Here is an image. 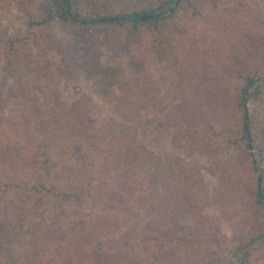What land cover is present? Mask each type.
Listing matches in <instances>:
<instances>
[{"label": "trees", "instance_id": "1", "mask_svg": "<svg viewBox=\"0 0 264 264\" xmlns=\"http://www.w3.org/2000/svg\"><path fill=\"white\" fill-rule=\"evenodd\" d=\"M20 5L24 31L0 35V79L16 82L11 111L0 110V264H206L222 221L239 263L264 264V0ZM55 48L116 101L123 122L99 124L86 95L62 101L47 57ZM164 62L170 74L158 78ZM148 126L206 155L219 189L198 162L153 155L140 142Z\"/></svg>", "mask_w": 264, "mask_h": 264}, {"label": "rangeland", "instance_id": "2", "mask_svg": "<svg viewBox=\"0 0 264 264\" xmlns=\"http://www.w3.org/2000/svg\"><path fill=\"white\" fill-rule=\"evenodd\" d=\"M20 1L22 0H16L13 5L7 7L5 1L0 0V35L3 37L19 35L25 29L24 13ZM52 32H55L61 38H67L65 28L61 26H55ZM62 50L64 52V49ZM32 51V59L41 61L38 50L33 49ZM47 57L52 62L55 73L61 79L60 95L62 101L68 107H71L76 101L81 99L83 95H86L92 101L94 114L99 124L109 120H116L118 122L124 121L123 113L119 105L116 101H111L107 98L106 92L99 84L89 77V74L79 69H67L69 64L67 54H59L55 48L48 51ZM102 61L104 66L114 65L108 58H104ZM170 71V66L164 62L153 69V74L158 78H164L170 74ZM15 89V80L8 78L0 79V90L2 93L0 102L1 112L8 114V112L11 111L10 108L13 102V93ZM115 92L118 96L120 95L117 88ZM147 128V130L144 129V131H140V142L153 153V155L165 158L166 155L172 154L187 162H198L210 190L215 192L219 189L221 186L219 178L209 171L208 168L210 164L206 155L200 152H185L181 149H177L173 146V135L171 132L165 133L159 128L154 129L153 126H148ZM243 149L244 147L242 146H236L229 149L226 154L234 155ZM220 226V231L212 233L214 239L220 243L218 256L214 255L211 250L206 249V251L201 253L202 259L206 264H240V255H234L238 244L234 240L236 235L233 227H231L227 221L220 222Z\"/></svg>", "mask_w": 264, "mask_h": 264}, {"label": "water", "instance_id": "3", "mask_svg": "<svg viewBox=\"0 0 264 264\" xmlns=\"http://www.w3.org/2000/svg\"><path fill=\"white\" fill-rule=\"evenodd\" d=\"M172 13H173V9H171L170 11L165 12V13L157 14L155 16H142L139 20L140 21L158 20V19L170 16ZM121 21H124V19H119V20L113 19V20H111V22H121ZM246 129H247V141H248L249 149H250L252 156L254 157V148H253L251 133L248 130V128H246ZM261 182H262V179H260V183ZM260 191H261V189H260Z\"/></svg>", "mask_w": 264, "mask_h": 264}]
</instances>
